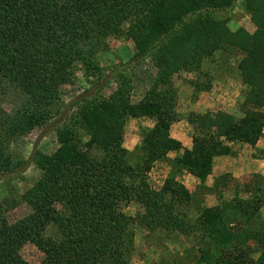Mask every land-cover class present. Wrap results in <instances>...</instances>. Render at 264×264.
Returning a JSON list of instances; mask_svg holds the SVG:
<instances>
[{"label":"trees","instance_id":"obj_1","mask_svg":"<svg viewBox=\"0 0 264 264\" xmlns=\"http://www.w3.org/2000/svg\"><path fill=\"white\" fill-rule=\"evenodd\" d=\"M233 1L0 0V176L23 172L31 161L42 171L24 193L0 200V264H29L19 253L26 242L44 254L39 264H131L136 223L149 232H199L208 238L206 255L217 240L212 264H264V222L253 229L254 246L231 231L242 224L246 232L264 206L260 185L249 199L235 197L222 201V207H204L192 226L183 210L191 195L177 179L186 170L203 181L214 156L231 153L227 142L255 146L263 136L264 0H244L256 25L252 35L231 32L228 17L218 16ZM124 36L134 43L132 59L148 56L157 67L138 103L130 101L132 78L123 73L113 71L114 92H101L110 79H105L97 55L110 37ZM191 44L196 47L187 55L185 48ZM178 45L185 50L176 52ZM234 49L244 52L237 67L251 87L241 105L243 116L224 111L191 114L192 144L186 149L170 136L171 125L178 121L176 93L163 77L164 66L170 61L172 69L189 70L215 50ZM79 76L88 87L65 102L66 89ZM140 117L155 123L141 130L140 146L131 151L123 146L124 124L127 118ZM53 120L59 124L53 153L28 159L10 150L12 142ZM169 152L178 154L169 158ZM159 160L170 161L160 189L143 183L142 192H135ZM132 200L142 207L135 216L122 209ZM23 202L30 212L8 222L6 212ZM253 253L257 258L252 259Z\"/></svg>","mask_w":264,"mask_h":264},{"label":"rangeland","instance_id":"obj_2","mask_svg":"<svg viewBox=\"0 0 264 264\" xmlns=\"http://www.w3.org/2000/svg\"><path fill=\"white\" fill-rule=\"evenodd\" d=\"M218 16L228 17L227 27L231 32L243 30L247 34L252 35L256 31V25L250 13L244 8V0H234L232 7L220 11ZM175 28L177 29L179 26ZM190 33L191 31L188 29L187 34ZM179 47L180 45L176 48ZM195 47L196 45L191 44V46L185 48L187 50L184 48L174 50L178 53L185 50L188 53L187 55H190L193 53ZM135 51L134 43L127 36L122 38L110 37L108 39L107 48L97 55L100 66L105 71V79H110L108 85L104 86L101 90L104 95H109L116 90L115 74H113V71H115L116 73L125 74L126 77L131 76L133 88L130 94V101L132 103H138L140 99L145 97L150 79L157 73V67L151 62L148 56L132 59ZM243 56L244 52L239 49L230 50L228 53L222 52V50H215L212 57L203 58L201 64L194 62L189 65V70L172 69V63L170 61L164 66L165 72L163 73V77L167 76L175 87L176 97L173 109L178 120L177 122H179V129L177 130H180L184 135H192L193 128L188 119L193 113L224 111L236 118L243 116L241 105L246 94L251 89L249 84L243 82L237 67L238 62ZM174 60L172 59V61ZM105 79L103 78L102 80ZM206 85H208L207 90L199 91L200 88ZM87 87L88 84L85 82V79L79 76L75 85L66 89L69 94L64 98V101H69L70 97L77 96ZM199 99L203 101L201 105L203 112L194 110L191 107V104L197 102ZM4 107L9 109L11 105L5 104ZM127 121H131V123L127 125ZM149 123L150 126L148 125ZM154 123L153 119L147 117L127 118L124 124L123 146H132L131 149L127 148L131 151L139 147L143 129L153 127ZM58 125L57 121L53 120L41 129H33L27 135L12 142L10 144V150L28 159H31L32 155L35 158L37 154L50 155L58 146L55 131ZM126 139L128 142L125 144ZM134 143L136 144L134 145ZM181 153L182 151H179V154ZM136 154L132 155L134 156L131 158L132 162L135 161ZM242 155L246 157L244 158L246 163L249 160L247 159L249 155L258 159L264 156V130L263 136L257 141V145L253 151L251 152L247 149ZM254 169L256 171L242 174L239 178L235 177L238 181H235V183H239L240 187H234L232 185L233 180H228L229 186H233L232 189L221 190L219 192L214 191L215 193H207L203 197L193 193L189 204L183 206V210L187 214L188 222L192 226H197L196 220L204 207H218L220 205L222 207V201H229L235 197L249 199L256 185H260L262 192H264V164L262 163V166ZM169 171L170 161L159 160L154 162L145 180L140 185L138 184L135 192H142L143 183L152 189H160ZM41 173L42 171L39 166L34 161H31L23 172L17 171L15 174L9 173L0 176V200L12 194L18 196L24 193L41 177ZM254 182L255 186L253 185ZM209 194L211 196L207 197ZM122 209L129 216H135L137 213L142 212L141 204L136 200L127 203ZM29 212L30 207L23 202L7 211L6 219L12 223L23 218ZM226 214L227 217H231L230 210ZM263 222L264 206L259 209L257 216L247 226L249 228L246 232L241 230L242 224L234 225V227L230 226L234 228V230H231L234 231L232 233L233 237L237 233H240V235L243 234L242 237L245 243L254 246L256 243V235L253 229L259 228ZM133 229L135 248L131 264H212V256H216L217 253L214 248L217 240H212L211 244L213 248H211L213 251L208 252V255H206L205 248L208 238H204L202 236L203 234L199 232H188V234H182L178 231L166 232L162 230L149 232L145 227L137 223L134 224ZM19 253L29 264H39L44 257V254L34 244L29 242L21 246ZM257 256L258 254L256 253L251 255L252 259L257 258Z\"/></svg>","mask_w":264,"mask_h":264},{"label":"crops","instance_id":"obj_3","mask_svg":"<svg viewBox=\"0 0 264 264\" xmlns=\"http://www.w3.org/2000/svg\"><path fill=\"white\" fill-rule=\"evenodd\" d=\"M202 104L203 101L199 99L197 102H193L191 104V107L194 110L203 112L201 109ZM129 123H131V121H127L126 124L129 125ZM178 123L179 122H174V124H172L170 128V136L178 140L184 148L190 149L192 144L191 136H187L186 134L184 135L180 132V130H177L179 129ZM148 125L150 126V123ZM127 142L128 140L126 139L125 144ZM135 144L136 143H134V145ZM227 145L231 153L214 156L211 173L207 175L205 180L201 181L199 178L187 172L186 170H181L178 172L177 179L181 183H183L185 187L189 190L191 197L193 193H196L197 196L203 197L204 194L211 193L214 191L219 192L221 190L224 191L232 189L233 186L240 187L239 183H235V181L238 182L236 178H239V176H242V174H245L247 172L256 171L254 168L262 166V163L264 164V156L261 159H258L249 155V158H247L249 160L246 163V161L244 160V158L246 157L242 155L247 149L252 152L257 143L255 144V146H251L250 144L241 142L239 140H234L227 142ZM124 146L128 149L132 148V146ZM176 154V152H172L169 153L168 156L170 158H173L174 156H176ZM228 180H233V186H229ZM209 196L211 195L209 194L207 197Z\"/></svg>","mask_w":264,"mask_h":264}]
</instances>
